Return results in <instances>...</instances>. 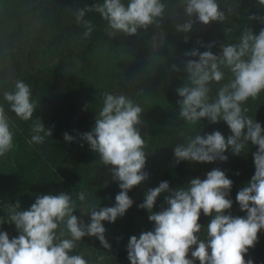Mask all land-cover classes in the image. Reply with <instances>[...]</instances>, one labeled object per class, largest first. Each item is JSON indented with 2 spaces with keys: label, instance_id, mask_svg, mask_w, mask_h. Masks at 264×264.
<instances>
[{
  "label": "clouds",
  "instance_id": "9594fccd",
  "mask_svg": "<svg viewBox=\"0 0 264 264\" xmlns=\"http://www.w3.org/2000/svg\"><path fill=\"white\" fill-rule=\"evenodd\" d=\"M258 3L264 6V0ZM181 6L187 19L175 24V29L185 34V42L195 25L223 23L226 12L234 11L232 7L222 10L218 0H181ZM165 9L162 0H128L127 4L123 0H103L78 8L75 19L86 29L84 38L93 32L91 21L84 19L92 11L99 13L113 34L134 36L164 20ZM248 20L264 23V17L255 14L249 15ZM201 46L207 50L200 52L194 48L183 53L184 57L198 59L181 60L187 82L176 89L180 97L178 115L191 126L202 119L211 124L223 121L231 135L225 138L218 130L204 135L197 132L186 143L173 148L174 158L177 164L226 162L229 158L226 152L238 156L249 142L257 146L252 154L254 175L236 195L240 211L246 216L231 214L233 202L228 197L233 181L219 168L209 171L203 180L192 178L187 188L171 189L168 181H162L150 188L143 203L138 205L148 211V220L154 227L141 232L139 237L129 238L130 264H196L197 261L199 264H253L252 259L245 260V255L258 242V233L264 230V128L246 115L248 108L243 105L264 92V28L258 34L250 27L245 28L239 42L221 45L219 54L211 51L215 42ZM224 68L232 78L219 88L213 100L209 95L210 85L224 80ZM171 70L178 72L180 68L172 64ZM3 99L17 117L24 121L33 119L37 102L32 99L29 85L22 80L15 81L14 91H5ZM143 112L142 106L124 94L104 93L93 129L81 135L90 150L99 155L102 164L110 166L112 180L118 182L120 191L114 206L100 208L85 204L82 215L90 216V222L85 223L73 215L76 202L65 192L37 196L28 210H20L18 201L8 205L7 221L0 219V223L14 224L19 235L10 239L7 232L0 231V264H89L82 254H72L85 236L95 237L103 249L111 250L102 222L114 223L123 217L134 203L129 191L149 175L145 171L147 144L141 135ZM32 132L29 143L35 144L44 143L52 135L51 128L46 129L39 119H35ZM63 137L66 142L74 139L67 132ZM14 147L8 116L0 105V157ZM162 193H168L164 197L167 207L161 206V211L153 213ZM88 196L80 191L77 199L83 203ZM201 212L211 217L206 239L199 235L203 228L198 222ZM104 259V256L97 257L99 262Z\"/></svg>",
  "mask_w": 264,
  "mask_h": 264
},
{
  "label": "trees",
  "instance_id": "16d2710c",
  "mask_svg": "<svg viewBox=\"0 0 264 264\" xmlns=\"http://www.w3.org/2000/svg\"><path fill=\"white\" fill-rule=\"evenodd\" d=\"M102 2L103 0H0V20L19 22L24 19L27 31L23 34V39L28 41V35H34L37 44L44 48L43 58L34 59L37 64H32L27 59L25 68L20 70L23 74L21 80L29 85L32 99L37 102L32 120L24 121L17 117L10 110L9 104L4 101L3 93L14 91V87H8L6 90H3V84L0 87V105L5 108L9 121L14 122L21 130L18 138L13 137L14 149L0 157V219L7 221V206L17 201L20 203V210L29 209V207L25 208L21 191L30 187H33L32 193L36 198V195H58L61 192L77 196L80 191H84L89 194L88 198L83 203L78 200V205H81L83 209L85 204H93L100 208L114 206L115 196L120 191L118 182L112 180L110 166L103 165L99 155L93 154L88 143L81 139L83 130L93 129L96 115L99 113L97 108L103 101V94L108 93L107 90L98 91L87 104L81 103V106L86 105L87 109L82 108L83 112L79 116L75 108L76 104L62 107L56 96L62 88L63 94L68 91V88L63 86L64 80L55 79V83H60V86L57 89L52 88L42 75V71L45 57L65 55L80 64H85L98 44L104 45L109 53L122 50L130 64L129 73L132 81L123 89V94L142 106L144 109L142 119L149 126L145 137L151 147L147 151L145 165V171L149 174L147 185H139V188L129 191L128 195L134 203L123 217H118L114 223L102 222L106 228L105 237L111 244L110 251L103 249L95 237L85 236L81 242H78L72 254H82L89 264H129L127 258L129 238L133 235L139 237L141 232L151 231L154 227L153 222L148 220V211L139 208L138 205L143 203L146 192L152 187H157L162 181H168L171 189H174L172 186L177 183L186 185L182 187L187 188L192 178L203 180L209 171L219 168L225 171L226 176L233 181L228 197L233 202L231 214L246 216V213L242 211L238 214L240 208L233 190L234 188L241 190L247 186L254 175L252 154L257 150V146L249 142L245 151L238 156L231 154L230 151L226 152L225 155L229 157L226 162L181 161L177 164L175 161L173 148L178 144L186 143L187 138L194 137L197 132L204 135L218 130L225 138L231 135L223 121L211 124L207 119H202L197 125L191 126L179 117L177 101L180 97L176 89L184 85L187 78L182 73L177 54L194 48L203 52L207 49L201 44L207 45L211 42H215L211 51L219 54L221 45L238 43L245 28L250 27L254 34H258L260 29L264 28V23L258 20L249 21L248 16L255 14L264 17V6H261L258 0H218L222 10L232 7L234 11L231 14L226 12L223 23L213 22L208 26L195 25L187 34L189 37L187 42L184 39L185 34L175 29V24L187 19L183 14L181 0H162L166 5L164 20L150 26L146 31H138L134 36L123 33L113 34L99 13L92 11L86 13L84 19L91 21L93 32L90 37L84 38L83 33L86 29L82 24L76 23L75 12L78 8ZM123 2L127 4L128 0ZM158 34L163 35V41L160 50H155L154 39ZM73 39L74 44L67 41ZM187 59H198V57H187ZM172 64H176L180 71H172ZM222 70L225 75L231 74L226 68ZM39 87L41 91L38 93ZM249 102L246 115L261 123L264 128V92H261L256 100L250 98ZM161 113L165 114L164 119V115L160 116ZM41 116H44L51 125H59V129L54 131L62 136L63 140L65 132L74 137L71 142L64 140L61 143L56 138L47 139L46 137L44 143L36 144L37 148L47 150L48 145L52 148L48 150L54 161L52 162L54 171L62 177V185L57 193L49 192V188H46L45 184H49L52 177L47 171H41L39 175L33 152L29 153L25 150L26 139L31 140L33 135V123ZM169 116L174 117L172 122H169ZM150 117L158 118L151 120ZM84 154H88V158L85 159ZM96 156L98 160H95ZM78 205L73 215L88 223V219L82 215ZM165 205L164 202L156 203L153 213L161 211V206L165 208ZM206 219V216L201 214L199 221L206 224ZM210 219L209 217V222ZM0 231L10 233V239L19 235L15 225L8 222L0 223ZM206 238L207 234L203 239ZM98 256H104L105 259L99 262ZM262 261L264 262V256ZM196 264L199 262L197 261Z\"/></svg>",
  "mask_w": 264,
  "mask_h": 264
},
{
  "label": "rangeland",
  "instance_id": "374dc122",
  "mask_svg": "<svg viewBox=\"0 0 264 264\" xmlns=\"http://www.w3.org/2000/svg\"><path fill=\"white\" fill-rule=\"evenodd\" d=\"M26 31L27 26L24 19L19 22L8 19L0 20V87H2L1 84H3V90H6L8 87H14L15 81L19 79L21 80L23 74L20 72V70L25 68V64L28 63L26 62L27 59L30 61V63L37 64L34 59L36 57L43 58L44 48L40 47L39 44H37V40L35 39L34 35L29 34L27 39L28 41H26V39H23V34ZM67 41L69 43H75L74 39ZM162 41L163 35L158 34L154 39L155 50H160ZM24 42H26V45H24ZM45 58L46 59L42 75L44 76L45 80L48 81L49 86H51L52 88L54 87L55 89L60 86V83H55V79L64 80L63 86H66L68 88V91L63 94L62 88V90L60 89L58 93H56V96L59 99L62 107L68 106L69 104H76L75 108L79 116L83 112L82 108L84 110L87 109V106H81V103L87 104V102L91 100L98 91L106 89L108 93L123 94V89H125L132 82L129 73V70H131L130 64L129 61L125 58V55L122 53V50H117L115 52L109 53L106 51V47L101 44L96 45L92 53L88 56L87 62L85 64H80L65 55ZM177 59L179 60V64L182 66V73L185 74L184 77H186V73L183 71L184 66L181 63V60H186L187 57H184L183 53L181 54L179 52L177 54ZM231 78V74H227L225 75L224 80H222L219 84L213 83L210 85L211 91L209 95L213 100L216 98V93L219 88L228 83ZM38 90L39 93L41 91L40 87ZM63 95L65 96L63 97ZM249 103L250 102L248 100L243 105V107H247ZM101 107L102 102L99 104L97 110H100ZM156 115H159V113H156ZM162 115H164V119L165 114L161 113L160 116ZM153 118L157 119L158 117ZM153 118L151 120H154ZM173 119L174 117L171 118L169 116V122H172ZM39 120L44 124L46 129L51 128L52 130V135L49 138L47 137V139L56 138L59 143L64 141L62 139V136L55 133V131L59 129V125H51L48 121H46V118L44 116H41ZM9 123L10 130L13 133V137L18 138L17 136L21 134V130L15 125L14 122L9 121ZM148 127V123L144 122L143 127L141 128V135L147 144V147L144 149L146 155L148 153L147 151L151 149V147L149 146V141L145 139L148 133ZM82 132L86 133L89 131L83 130ZM29 141V139H26L25 141L26 152H33V156L36 161L35 167L39 175L41 174V171H47V173L52 177H50V183L45 184L46 188H49V192L57 193L62 185V177L59 175V173L54 171L52 163L54 161L51 159V153H49V150H52V148L49 145L47 147V150L44 148H37V145L35 143H29ZM92 153L94 154L95 152ZM83 156L85 159L88 158V154H84ZM95 160H98L97 156L95 157ZM147 171L149 170L147 169ZM140 185L146 186L147 179ZM182 186L186 185L177 183L174 184L172 188L176 189ZM31 188L33 187L26 188L25 191H21L23 194L22 200H24L25 208H30V206L35 202L36 199V197L32 193L33 189ZM133 188H139V185ZM239 190V188H234L233 194L236 196ZM166 195H168V193H162L157 198L156 203L163 204L164 197ZM72 198L76 202V205H78L79 201L77 199V196H72ZM78 206L80 208V212L83 213L84 209L81 207V205ZM166 207L167 204L165 205V208ZM240 213L241 211L238 210V214ZM83 215L88 219V222H90V216H88V214ZM206 218V224L200 223V221H198L203 226L201 233L199 234L201 239H203V237L207 234L206 225H208L207 222H209V217ZM263 256L264 230H261L258 233V242L253 248L249 249V252L245 256V260L250 258L252 259L253 264H264V262L262 261ZM128 263L130 264V261Z\"/></svg>",
  "mask_w": 264,
  "mask_h": 264
}]
</instances>
